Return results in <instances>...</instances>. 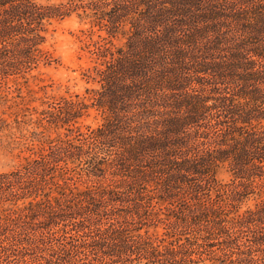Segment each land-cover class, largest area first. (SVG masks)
Listing matches in <instances>:
<instances>
[{
  "label": "trees",
  "instance_id": "16d2710c",
  "mask_svg": "<svg viewBox=\"0 0 264 264\" xmlns=\"http://www.w3.org/2000/svg\"><path fill=\"white\" fill-rule=\"evenodd\" d=\"M72 15L94 86L0 171V264H264V0H0V79L61 64Z\"/></svg>",
  "mask_w": 264,
  "mask_h": 264
},
{
  "label": "rangeland",
  "instance_id": "374dc122",
  "mask_svg": "<svg viewBox=\"0 0 264 264\" xmlns=\"http://www.w3.org/2000/svg\"><path fill=\"white\" fill-rule=\"evenodd\" d=\"M90 36L88 25L75 15L53 21L47 45L60 57L61 64L41 65L27 78L0 79V171L14 167L54 135L50 130L41 133L38 126L36 111L46 107L44 101L67 91L85 94L87 87L94 86L82 76L91 64L88 49L97 38L96 34ZM81 121L95 126L102 121V114L91 108ZM218 177L227 180L229 176L221 170Z\"/></svg>",
  "mask_w": 264,
  "mask_h": 264
}]
</instances>
